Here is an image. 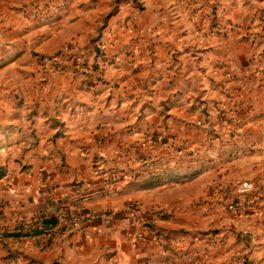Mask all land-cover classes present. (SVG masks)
Here are the masks:
<instances>
[{
	"label": "crops",
	"instance_id": "crops-1",
	"mask_svg": "<svg viewBox=\"0 0 264 264\" xmlns=\"http://www.w3.org/2000/svg\"><path fill=\"white\" fill-rule=\"evenodd\" d=\"M45 1L0 11V264H264V0Z\"/></svg>",
	"mask_w": 264,
	"mask_h": 264
},
{
	"label": "trees",
	"instance_id": "trees-1",
	"mask_svg": "<svg viewBox=\"0 0 264 264\" xmlns=\"http://www.w3.org/2000/svg\"><path fill=\"white\" fill-rule=\"evenodd\" d=\"M118 1H125V0H118ZM126 1H132V2L140 5L138 3V0H126ZM115 11H116V6H114L111 10H109L107 12V15H111ZM97 38H98V35H96L93 39H97ZM59 53H60V50H58L53 55L42 56V58L43 59L45 57H51L52 58ZM161 141L164 142L166 140L164 138H162ZM148 157H145V158H148ZM148 162H150V160ZM3 175H5V174L3 173V170L0 169V177H2ZM171 177L172 176L170 174L167 175L165 173L164 175L155 176L153 180L148 179V180L144 181V183L142 185L148 187V186L160 184V183H163L164 181L170 179ZM61 212H63L66 217L73 216L68 211H61ZM159 215L160 214H158V216ZM147 225L150 228L156 230L158 233L161 231L159 228H157V226L151 220L147 221ZM72 230H73V226H69L67 223L59 221L58 216H56V218H54L52 216L48 217L47 214L42 213V214H40V215L30 219V220L24 221L19 226V230H17L16 232H7L5 235L6 236H13V237L30 236V237H38L40 239H41V237H45L46 240L43 241L44 244L42 245L41 243H39L40 247L45 249V248L51 247L54 244L56 237L60 233H63L66 231H72Z\"/></svg>",
	"mask_w": 264,
	"mask_h": 264
},
{
	"label": "built area",
	"instance_id": "built-area-1",
	"mask_svg": "<svg viewBox=\"0 0 264 264\" xmlns=\"http://www.w3.org/2000/svg\"><path fill=\"white\" fill-rule=\"evenodd\" d=\"M197 124L198 125H203L204 122L203 120L201 119H198L197 120ZM255 187V184L253 181L251 180H248V179H244V180H241L240 182L237 183L236 187H235V193H245V192H248L252 189H254ZM135 209H137V205L134 204V203H131L130 206H129V209L128 211L129 212H133ZM227 209L229 210V212L231 213L232 216L234 217H238L241 213V210H240V204L238 202V199L236 196L232 197L231 199H229L227 201ZM89 215V214H88ZM59 220H65L68 219L69 220V223L72 225V226H75L77 223H78V219H76L74 216H71V217H66L64 215L63 212H58L57 214ZM147 221L148 220H142L140 222L141 226L143 227H146L147 229H150L152 230V232L154 233L155 230L150 228L148 225H147ZM248 232V230L246 228L243 229V233L246 234ZM136 237L137 239H144L145 238V232L144 231H139L137 234H136ZM218 240L217 239H213L212 241V245H218ZM246 258L245 256L242 257V260L244 261Z\"/></svg>",
	"mask_w": 264,
	"mask_h": 264
},
{
	"label": "rangeland",
	"instance_id": "rangeland-1",
	"mask_svg": "<svg viewBox=\"0 0 264 264\" xmlns=\"http://www.w3.org/2000/svg\"><path fill=\"white\" fill-rule=\"evenodd\" d=\"M7 1V0H6ZM51 4H48L46 1L45 2H42V3H38L37 4V7L38 5L40 6V8L38 7V9L41 10V12L38 14V16H41V15H49L50 17H53L54 16V13L55 12H59L60 8H62L64 6L62 0H51ZM4 2L5 0H0V11L4 10ZM19 6V5H17ZM19 7H22V5H20ZM37 17V16H36ZM48 17V16H47ZM50 19V18H49ZM68 49H70L69 45H68ZM56 58L58 59V57L55 55L53 57V59ZM51 57H46L44 58V60L46 61L47 60V63L48 64H52L51 63ZM52 59V60H53ZM54 65H56L55 63H53ZM136 204V203H134ZM137 205V204H136ZM226 207H227V203H226ZM218 240V239H217ZM213 241V240H212ZM211 241V243H212ZM218 242V241H217ZM210 243V244H211ZM212 245V244H211ZM213 247L217 246V245H212Z\"/></svg>",
	"mask_w": 264,
	"mask_h": 264
}]
</instances>
